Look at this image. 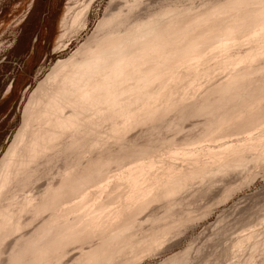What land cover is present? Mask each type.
I'll return each mask as SVG.
<instances>
[{"label":"bare ground","instance_id":"1","mask_svg":"<svg viewBox=\"0 0 264 264\" xmlns=\"http://www.w3.org/2000/svg\"><path fill=\"white\" fill-rule=\"evenodd\" d=\"M102 1L67 3L58 37L59 50L90 28ZM141 1L111 0L97 26L34 89L23 123L0 160V256H5L2 249L7 246V264L140 262L143 253H150L173 234L172 228L180 222L186 224L187 220L181 218L190 217L193 207L183 205V198L186 200L183 193L193 184L199 181L196 186L200 188L210 178L207 181L210 180L212 187L215 182V187L216 183L231 177L232 168L236 171L241 161L245 165L243 160L249 159L250 151H255L250 156L255 165L264 163V0H219L221 3L216 0L214 5L211 3L212 8L207 6L210 11L204 13L205 7H201L204 10L201 12L198 8L194 16L196 8L180 9L183 6L179 8L177 0H171L174 4L157 0V8L140 14L137 10ZM223 73L225 80L217 84L216 78L220 79ZM215 75L219 76L215 78ZM204 80L208 84L212 82V90L204 85L210 91L195 99L198 90L200 95L199 88L204 87ZM173 109L181 111L178 115L181 113L183 118L204 115L201 117L205 118L201 120L204 127L194 134L190 130L193 135L182 138L176 137L178 134L169 138L164 134L167 139L160 134L166 140H162V145L158 143L159 146L156 140L154 147L145 145L144 137L143 144L147 147L129 148L138 136L133 132L128 137L127 132L138 127L140 130V125L147 126L157 119L163 120ZM183 122L186 124L185 119ZM173 123L170 122L175 127L180 122ZM150 130L154 134L159 129L154 131L151 127ZM111 139L123 153L116 148L112 153L109 148L101 149L99 142L106 144ZM153 141H150L152 145ZM126 144H130L127 149ZM85 153L88 160L83 163ZM62 158L63 162H59ZM179 159L186 163L179 165ZM220 175H224L221 180ZM217 176H220L219 182H216ZM43 178L45 182L41 181ZM39 180L43 182L40 190L33 193ZM223 185V195L227 196L234 187ZM188 192L186 198L190 197ZM160 201L166 209L160 210L163 216L154 210L148 213L152 204ZM199 205L196 203V207ZM184 206L188 207L189 214L181 216L176 211L186 213ZM194 208L193 217L202 212L197 209L194 213ZM174 209L178 214L174 220L178 223L171 217ZM168 214L172 223L167 218L164 224L166 217H163H169ZM148 222H152L150 226ZM138 229L144 234L141 231L143 235L138 234ZM244 233L240 238L242 243L256 234H246L247 238ZM240 243L237 251L241 249L238 246L244 245ZM232 247L234 250L235 246ZM185 250L182 252L187 256ZM223 251L218 252L222 255ZM185 253L179 257L185 259ZM176 257L174 254L170 257L176 262L168 257L165 261L178 264ZM190 257L180 262L188 264ZM165 261L161 262L165 264Z\"/></svg>","mask_w":264,"mask_h":264},{"label":"rangeland","instance_id":"2","mask_svg":"<svg viewBox=\"0 0 264 264\" xmlns=\"http://www.w3.org/2000/svg\"><path fill=\"white\" fill-rule=\"evenodd\" d=\"M59 1H60L59 2L60 6L58 7L57 14H56V17L54 18V21L52 23L42 25V24H40L38 22V19L35 20L34 18H31L28 22H24V20H23L25 15L27 14V12L29 10V5L31 4L32 0H0V80L3 77V75L5 74L6 70H8L9 68H12V70H13V68L15 66L14 63H13L14 62L13 61L14 56H17V55L21 54L22 52H24V50H28L32 46V44H33L32 42H33L34 38H38V42H36V44H35V55L27 60L26 66H25V68L27 70H29L31 72V74L33 75V77L27 83L29 85V88L25 92V94L23 96L24 97L23 101L19 103L14 115L12 117L10 115V118H11L10 121H8V119H6V120L3 121L2 125H1L2 129L0 130V148L3 150V152L0 155V160L3 157L4 153L7 151V149L10 147L9 144L12 143L16 133L18 132L20 126L23 123V117H24L25 108H26V105H27L30 97L32 96V94L34 92V89L39 85V83L42 80H44L51 73L52 69L59 63V61L61 59L64 60V59L68 58L77 49V47L82 42V40L91 32L92 28L97 26L98 21L102 18L103 14H104V10L108 7V5H109L111 0H103L101 5H100L99 10H97L94 13V15H93V17L91 19L90 28L86 32L82 33L81 36L74 37L71 40V43H69L66 47H64L61 50H59L57 48L58 37H59V35L61 33V30H62V21H63V16H64V13H65V10H66V6H67V3L70 0H59ZM142 1H141V4H139V6L141 8L138 7V10H137V11H139L138 13L141 12L140 14H145L151 8L152 9H154L155 7L157 8L158 5H159V4L157 5V3L161 2L162 0L161 1L159 0V2H156L157 0H142ZM167 1L169 3H171L173 0L172 1L171 0H167ZM214 1H215V3H217L216 0H177L176 5L178 4L179 8H180V6H183L180 9H183L185 7L186 9H184V10H189V11L192 10L189 7H192L193 9L196 8L194 11L192 10L193 13L198 8H200L201 10L200 9L199 10L202 12V10H204V9H202L201 7H205L206 10L204 11V13H206L207 10L210 11V9H208L207 6L209 7V5H210V7L212 8L211 3L213 4ZM217 1H218V3H221V2H219V0H217ZM220 1H223V0H220ZM224 1H226V0H224ZM174 2H176V0H174ZM174 2H172V3L174 4ZM44 9H45L44 6L41 7L39 9L40 10L39 13H42L44 11ZM199 10L197 11L198 13H199ZM189 11H188V14H189ZM197 12H196V14H198ZM194 15H195V13L193 14V16ZM190 16H192V13H191ZM16 41H18V42L14 46V43ZM10 47H13L11 55H9ZM5 58H7V59L5 60ZM262 65H264V64H262ZM219 72L221 74L220 70L219 71L217 70L216 73L219 74ZM217 76H219V75H217ZM217 76L215 75L214 77L216 78ZM203 78H202V80H203ZM225 78H226L225 74L223 73L222 75H220V79L216 78V80L218 79L217 81L215 79H213L212 81L215 80L216 83H217L218 81H222V79L225 80ZM202 80H199V81L202 82ZM206 80H208V79L206 78ZM206 80H204V83L206 82ZM208 82L209 81H207V83L203 84V86L204 85L206 86V84H207L208 88L211 89L210 86H212V84H211L212 82L210 81V83H209L211 85H209ZM25 83H26V81L22 80V79L17 81L16 93H19L22 90V88H23ZM214 83L215 82H213V86L215 85ZM205 86L202 88L203 91L201 90V88H199L200 91H201L199 93L200 95H198V92H199V90H198L195 99H198L201 96H203L201 94H205L206 92H204V91H210L207 87L205 88ZM191 94H193L192 91H191ZM176 111H177L176 109L175 110L174 109L170 110L169 112H171V113L170 114L168 113L169 114L168 115L169 118L164 116L163 120H161V118L159 119L160 122H158L159 120L157 119V121L156 120L154 121V122H157L156 124L154 122L152 124H151V122H150V124L149 123L146 124L147 126H149V129H147L148 131L145 130L147 128V126L140 125V130H139V127H138L137 130H135V131L132 130L131 132L129 131L130 133L127 132L129 134V135L127 134L128 137H130L131 135H134L133 132H135L138 137L141 134H143L144 136L143 135L140 136V137H142V139L140 137L138 139V137H137L136 143H131L132 145L126 144L127 145L126 149L128 148L129 145H130L129 148H131L132 146L134 147V146H138V145H141V147H147L148 145L145 146L147 143L150 144L149 147L150 146L154 147V146H156V140H157V144L158 143L161 144L162 140H166L164 138H167V136L169 138L170 136L174 137L175 134L176 135L178 134L176 137L182 138V137H184V135L187 136V134L188 135L189 134L193 135L195 133V131L197 133V131H199L201 129V127L203 126L202 123L204 121L203 119H205V118H201V117H203L204 115L203 116L202 115H197L198 117L197 116H193L191 118L192 119L191 120L189 118L191 116H189V117L187 116L188 118H186L184 116L185 118H183V117H180L181 113L178 115V112H181V111H178V112H176ZM174 115L176 117H178L180 119V121ZM170 117H171L172 121H174L175 124L179 123V122L180 123L176 124L175 127H173L174 125L170 124V122L172 123V121L169 122V120H171ZM172 117H174V119L178 120L179 122H175V120ZM182 118H183V120H181ZM164 119L166 120V122H165ZM184 119H185V122L188 120L186 122V124L183 122ZM201 120H203V121H201ZM161 121H162V123H161ZM164 122H165V124H164ZM194 122H197V123L194 125ZM198 122L199 123L201 122V123L199 124ZM154 124L156 125L155 128L157 130L159 129L161 131V129H162L164 131L167 126L169 127V129L167 127V132L165 130L164 133H163V131H162V133L161 132L158 133L159 130L155 131L156 129L154 128V126H155ZM180 124H182V125H180ZM157 125H159V126H157ZM177 125H179L180 128H179V126H178V128H176ZM170 126H172V127H170ZM191 126H194V127L191 128ZM151 127L155 131L154 134L149 133V132L153 131V130H150ZM160 127H161V129H160ZM102 128L104 129V127H102ZM171 128H174V130H176V131L172 130ZM185 128H188L189 130L188 129L186 130ZM179 129H181V130L184 129L187 133L184 131L185 134L184 133L179 134L181 132V130L179 131ZM101 130L102 129H100V131ZM141 130H143V131H141ZM177 130L179 132H177ZM190 130L192 131V133L193 132L194 133L192 134ZM168 131H171V132H168ZM172 131H173V134H172ZM189 131H190V133H189ZM160 134H163V135L165 134L167 136L164 135L165 137L163 139H161V135ZM127 135H126V137H127ZM155 135L159 136L160 139L157 136H156L157 137L156 138ZM144 137L147 140V142H146V140L143 139ZM148 137L151 138V139L149 140ZM152 138L154 139V141H153ZM159 140H161V142ZM150 141L154 142L153 145L151 144L152 142H150ZM137 142H138V144H137ZM143 143H145V145ZM114 144L119 149L117 147H115ZM142 144H143V146H142ZM159 144L157 146H159ZM99 145L102 147L101 149L109 148L110 149V150L108 149L109 151H111V150L113 151V149H115V148L118 151L121 150V148L118 146L117 142L114 139H111V141L109 140L106 144H101V142H99ZM103 145H106V146L104 147ZM112 145H114V146H112ZM123 146H124V148H122V149H125V144L122 145V147ZM138 147L141 148L140 146H138ZM112 151L110 153H112ZM118 151H116V153H118ZM122 151H124V150H122ZM122 151H119V153L122 152ZM125 151H127V150H125ZM114 153L115 152H113V154ZM254 153H255V151L254 152L250 151L249 155L250 156H251V154L255 155ZM84 156H85V158L83 157V159H82L83 163H85V161L88 160V157H87L86 153L84 154ZM250 156H248L249 159L247 158V159L243 160V162L245 161V165L241 161L240 164L242 163V165L237 164L238 168H235L237 166L234 167L236 171H234V169L232 168L231 171H233V173L230 172L229 175L232 173L230 175L231 177H228V179L230 178V180H228L227 178H224V175L223 176L220 175L221 177L219 176L220 177L219 180H221V178H224V179L219 182V180H218L219 177L217 176L216 182H219V183H216V186L214 187L215 182L213 183V181H212L214 188L212 187V185L209 184V181L211 180L210 178H207V179H210L209 181H207V179L205 181L211 187L205 182L204 183L205 185L204 184H200L202 186H200V188H199V186H196L197 183L199 184V181H197L195 184H193V186L188 188V191H189V189L190 190L193 189L191 191L192 192L194 191V193H192L191 191H189V192L186 191V192L183 193V197L184 196L187 197V194H186L187 192L189 194L188 196H190L188 198L185 197V199H186L185 201H184V198H183V201H182V202H184L183 205L184 204H186V205L189 204L188 207L191 206L190 209L192 207L194 208V206H195L194 213H195V211L197 212L199 210H200V212L201 211L202 212L201 213L197 212V214H199L198 216H196V213H195V215H194L195 219H194L193 215L191 216V214H193L192 213V211H193L192 209L193 208H192L190 210V212H191L190 217H188L189 219H191L190 221H188L189 219L187 217L183 216L181 219L184 218L185 221L187 220L185 225H183L182 222H180L181 224L179 223L176 227H174V228H177V230H174V228L171 227L173 229V230L172 229L171 230L174 231L173 234H171V235L167 234L169 236L166 235L167 238L163 239L162 243H160V246L159 245H157V247L155 246L154 249L152 248L153 250L151 249L152 251L150 250L151 251L150 253L148 251V254L143 253V255H141V256H143V257H141L142 260H141L140 257H137V258H140V262L137 260V262L134 263L135 261L133 259L134 262L131 261L129 263L130 264H132V263L133 264H156V263L160 264L161 261L164 263V261H165V259L167 257L170 260L173 261L174 258L171 259L170 257H172L173 254H174V255L177 256L176 258L178 259L177 260L178 264L179 263L180 264H187V263H181L180 261L182 260V262L183 261L185 262L186 258L188 256L190 257V255H191L190 259H187L188 260V264H215V263L216 264H264V222L262 223V220L264 219V163L262 162L263 163L262 164L260 162V164L257 166V165H255L254 160L250 159V158H252ZM60 160H59V162H63L62 161L63 158L60 159ZM184 162H185L184 159H179L178 164L179 165H183V164L186 163V162L185 163ZM249 162L250 163L254 162V163L250 164ZM59 164L61 166V163H58V165ZM58 165L56 166V168L58 167ZM239 166H242V167H239ZM245 168H247V169H245ZM239 169H241V171H243L244 169L245 170L242 173H240ZM248 170L250 172H248ZM226 173L228 174V172H225V177H227ZM219 174H221V173H219ZM223 174H224V172H223ZM234 175H235V178H234ZM44 179H46V178L41 179V181L43 180L45 182L46 180H44ZM232 180H234V181L232 182ZM41 181L39 180L38 181L39 183L35 184V187H37V189L34 187V183L32 184L33 186L31 185V187H33V189L35 188V190H36L35 192L33 190V193H37L40 190L39 185H40V183H43ZM229 181H230V183H229ZM200 183H202V182H200ZM222 183L223 184L225 183V187H228V185L229 186L231 185L230 188L234 187L232 189L233 191L230 190L231 192L229 191L230 193L227 194V196L223 195L225 193L223 191V189H224L223 186L224 185ZM217 184H219V185H217ZM220 185L222 187L221 188L222 190L219 188ZM194 186H195V188H194ZM203 186H204V189L206 191H204ZM205 187L207 189L213 188V190H208L207 191V189ZM217 188L220 189V191L219 190L217 191L216 190ZM30 191H32L31 188H30ZM195 191H196V193H195ZM210 191H211V193H210ZM190 194H192L193 196L190 195ZM205 194H206V196H205ZM209 195H211V196L213 195L212 198H211L212 200H210L211 196H209ZM197 197H199V200H198ZM215 197H216V199H214ZM200 198L201 199L203 198L204 201L202 202L203 199L201 200ZM207 198L209 199V201H207L208 200ZM187 199H188L189 202H191V201H193V202L189 203V202H187ZM200 200H201V202H200ZM216 201H217V203H216ZM162 202L163 201H160L158 203L162 204ZM158 203H155V205L152 204L153 206L149 208L148 213L149 212L153 213L152 210H154L155 214L157 213V215H161L160 210H166L164 208L165 207L164 206V202H163L162 205H159ZM196 203L198 205L202 203L199 206L203 207V208H199V206L196 207ZM206 204H208V205H206ZM156 205H158V206H156ZM181 205L177 204L178 208H180L179 206H181ZM183 205H182V208H183ZM209 206H211V207L209 208ZM153 207H155V208H153ZM174 207H175V205H174ZM188 207L184 206V208H186V209ZM157 208H159V209H157ZM197 209H199V210H197ZM156 210L157 211L159 210V212H157ZM175 210L176 209L172 210V212L174 213ZM177 210L179 211V209H177ZM178 211H176V212L179 215L181 214V216H182V214L183 215L189 214V213H187L189 211L188 209L185 210L186 213L185 212L182 213L181 211L179 213ZM164 212L165 211H163L162 213H164ZM176 212L174 213V217H173V215L172 216L170 215L173 218V220L175 218V214H177ZM144 213H147V212H144ZM202 213H203V215H200ZM169 214H172V213L170 212ZM169 214H168V216H169ZM145 215L147 216V214H145ZM161 216H163V215H161ZM170 216L167 217V216L164 215L163 218L166 217L165 218V220H166L167 218L169 219ZM178 217H180V216H178ZM151 218H152V221L155 220V219L153 220V217H151ZM159 219H161L159 222L162 224V218H159ZM171 219H169L170 223H172ZM192 220H193V222H191ZM143 221H146V219H144ZM147 221H149V220H147ZM156 221L154 222L155 224H157ZM174 221L178 223V221H176V220H174ZM189 222H191V223H189ZM150 223H152V222H148L149 226L151 225ZM160 223L158 225H161ZM163 223L166 224L167 220H166V222L164 221ZM177 223L173 222V224H177ZM35 225H37V223L34 224L33 226H31L28 229V232L30 230H32ZM179 225L180 226L183 225V226H181L183 228H181V227L178 228ZM146 226H147V223L145 224L144 228H146ZM251 226H253V227H251ZM140 228L142 229L143 227H140ZM151 228H148V229H151ZM250 228H252V229H250ZM253 228L257 232L255 230H253ZM141 229L140 230L138 229L139 232L140 231L142 232ZM148 229H146V231ZM157 229H159V228H157ZM247 229H249V230H247ZM159 230H162V228L159 229ZM169 230H170V228H169ZM179 230H180V232H179ZM143 231H145V230H143ZM172 231H170V232H172ZM247 231H249L251 235H252L253 232H255L256 234L253 237L249 236V237H252V238H248L247 235H250V234L249 233H244V232H247ZM139 232H138V234H141V232L140 233ZM142 233L144 234V232H142ZM145 233L147 235V232H145ZM243 233H244V235L247 234L246 237L248 239L245 237L247 240L245 242H243L244 243L243 247L242 246H238L239 248L241 247V249L237 251V244H239L241 241H243V239L242 240L240 239L241 236L243 235ZM143 234H141V235H143ZM239 234H241V235H239ZM174 235H176V236H174ZM234 235L236 236L235 238H233ZM230 237L233 238L232 241H231ZM234 239H235V241H234ZM224 241L226 243H228L227 244L228 246L224 245L225 244ZM234 242H236V245L233 244ZM169 243H170V245H169ZM231 243L235 246L234 250H232L234 247H232L233 245ZM243 243L241 242L240 244H243ZM229 244H231L230 247H229ZM220 245H222V246H220ZM170 246H171V248H170ZM218 246H220V247L218 248ZM224 246H225L226 249L228 247L229 248L226 250L224 248ZM6 247L7 246H5V248L2 249V251H3L2 254H5V256L4 255L0 256V264L1 263L7 264V260L5 261V259H7L6 257H8L7 256V248ZM160 247L162 248V250L160 249ZM222 247L224 248L223 249L224 251L226 250V252H224L222 250L223 254L221 255L220 253H222V251H220V250H221ZM217 248L220 249V250H216ZM157 249H158V251L159 250L160 251L158 252ZM185 249H187V250H185ZM229 249H230V251H228ZM184 250L187 251V253L189 255L187 254V256H186V253L182 252ZM155 251H156V253H154ZM215 251H217V252L219 251L220 253L219 252L217 253ZM177 252H179L180 254L185 253L184 255L186 256V258L184 259V257H182V256L179 257L180 254L177 255L178 254ZM235 252H237V253L235 254ZM175 253H177V254H175ZM144 254H146V255L144 256ZM69 255H70V253H69ZM67 257L69 258L68 255H67ZM235 257L236 258L238 257V259H236ZM232 258H234V259L232 260ZM174 260L176 262V259H174ZM216 261H218V262H216ZM162 262H161V264H163ZM167 262L168 261H165V264Z\"/></svg>","mask_w":264,"mask_h":264},{"label":"crops","instance_id":"3","mask_svg":"<svg viewBox=\"0 0 264 264\" xmlns=\"http://www.w3.org/2000/svg\"><path fill=\"white\" fill-rule=\"evenodd\" d=\"M59 2V0H32L29 10L23 19L24 22H28L31 18H34L35 20L38 19V22L42 25L52 23L60 6ZM43 6L45 7L44 11L39 13V9ZM17 42L14 43V46ZM36 42H38V38H34L33 44L28 50H24L21 54L14 56L13 63L15 66L13 70L12 68L6 70L0 80V130L2 129L1 125L4 120L8 119L10 121V115L11 117L14 115L19 103L23 101L25 92L29 88L27 83L33 75L25 66L27 60L35 55ZM12 48L10 47L9 49V55H11ZM20 79L25 80L26 83L22 90L16 93L17 81ZM2 152L3 150L0 148V155Z\"/></svg>","mask_w":264,"mask_h":264}]
</instances>
